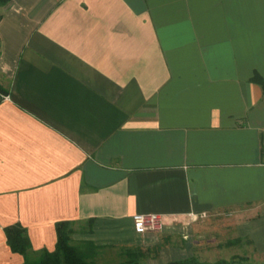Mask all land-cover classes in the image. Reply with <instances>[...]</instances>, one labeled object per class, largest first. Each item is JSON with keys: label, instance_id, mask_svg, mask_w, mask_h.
<instances>
[{"label": "crops", "instance_id": "obj_1", "mask_svg": "<svg viewBox=\"0 0 264 264\" xmlns=\"http://www.w3.org/2000/svg\"><path fill=\"white\" fill-rule=\"evenodd\" d=\"M0 14V264L24 260L5 227L52 251L60 221L165 264L192 256L174 231L193 217L229 220L264 261V0H9ZM136 213L166 215L162 232L135 231Z\"/></svg>", "mask_w": 264, "mask_h": 264}, {"label": "rangeland", "instance_id": "obj_2", "mask_svg": "<svg viewBox=\"0 0 264 264\" xmlns=\"http://www.w3.org/2000/svg\"><path fill=\"white\" fill-rule=\"evenodd\" d=\"M224 217H229L226 215ZM207 219V218H206ZM193 224L198 225V229L191 231ZM162 230L152 233H161ZM174 235L184 240L183 236L189 237L190 241H193V252L188 255L196 257L199 261L213 262L218 259L231 260L234 259L232 264H264V261H254L252 260L253 254L256 253L255 248L250 244V241L243 240L238 243L227 244V241L236 238V229L234 224H231L229 220L225 218L218 221L217 219H193L189 222L187 226L181 227V229H176ZM190 235V236H189ZM71 243L73 245H80L78 240L73 239V235H70ZM186 240V238H185ZM184 246H182L183 248ZM188 249V248H187ZM157 248H152L151 250H144L143 257L140 261L145 264H160L158 258ZM234 255V256H233ZM238 256L246 257L247 260H241L237 258ZM30 258H35L36 254L33 252L29 253ZM127 257L122 249H111V248H101L95 251L89 260L94 264H111L125 262ZM239 259V260H238Z\"/></svg>", "mask_w": 264, "mask_h": 264}, {"label": "trees", "instance_id": "obj_3", "mask_svg": "<svg viewBox=\"0 0 264 264\" xmlns=\"http://www.w3.org/2000/svg\"><path fill=\"white\" fill-rule=\"evenodd\" d=\"M9 0H0V7L6 5ZM1 19V14H0ZM253 81L259 83L264 91L263 79L255 74ZM0 90L2 91L1 87ZM56 243L52 251L45 248L37 251L31 250V243L27 230L19 224L9 225L4 228L6 242L12 252H17L23 255L24 260L20 264H94L89 260L91 255L100 247L92 244L91 241H83L76 246L71 243L70 235L73 230L71 222L60 221L56 223ZM239 239L228 241V244H233ZM36 254L35 258H30L29 253ZM124 254L127 257L125 262L111 264H145L140 261L144 253L140 248H126ZM234 259H218L213 262L199 261L196 257L190 256L180 260L169 261L165 264H232Z\"/></svg>", "mask_w": 264, "mask_h": 264}, {"label": "built area", "instance_id": "obj_4", "mask_svg": "<svg viewBox=\"0 0 264 264\" xmlns=\"http://www.w3.org/2000/svg\"><path fill=\"white\" fill-rule=\"evenodd\" d=\"M262 150L264 153V142L262 144ZM205 217L203 213L199 215ZM193 217L192 219H194ZM167 216L161 213H136L132 216V224L134 230L140 233L145 232H158L162 230L166 224Z\"/></svg>", "mask_w": 264, "mask_h": 264}]
</instances>
